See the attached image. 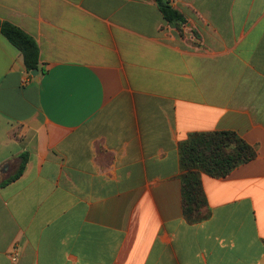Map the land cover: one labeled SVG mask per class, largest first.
<instances>
[{
	"label": "crops",
	"instance_id": "crops-1",
	"mask_svg": "<svg viewBox=\"0 0 264 264\" xmlns=\"http://www.w3.org/2000/svg\"><path fill=\"white\" fill-rule=\"evenodd\" d=\"M0 0V264H264V0ZM256 157L204 174L184 217L180 144Z\"/></svg>",
	"mask_w": 264,
	"mask_h": 264
},
{
	"label": "trees",
	"instance_id": "trees-1",
	"mask_svg": "<svg viewBox=\"0 0 264 264\" xmlns=\"http://www.w3.org/2000/svg\"><path fill=\"white\" fill-rule=\"evenodd\" d=\"M156 2L169 24L175 27L185 24V17L172 7L169 0ZM0 32L22 53L28 73L36 70L45 73L46 69L40 66L38 44L30 35L9 22L1 21ZM180 155L184 217L188 222L197 223L207 217V213H203L206 202L202 176L226 177L238 166L252 161L256 151L235 132L218 131L191 134L180 144Z\"/></svg>",
	"mask_w": 264,
	"mask_h": 264
},
{
	"label": "water",
	"instance_id": "water-1",
	"mask_svg": "<svg viewBox=\"0 0 264 264\" xmlns=\"http://www.w3.org/2000/svg\"><path fill=\"white\" fill-rule=\"evenodd\" d=\"M33 76H38V74H39V71L38 70H36V71H33L32 73H31Z\"/></svg>",
	"mask_w": 264,
	"mask_h": 264
}]
</instances>
